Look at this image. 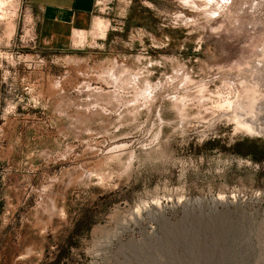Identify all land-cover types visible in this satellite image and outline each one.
Listing matches in <instances>:
<instances>
[{
	"label": "rangeland",
	"instance_id": "374dc122",
	"mask_svg": "<svg viewBox=\"0 0 264 264\" xmlns=\"http://www.w3.org/2000/svg\"><path fill=\"white\" fill-rule=\"evenodd\" d=\"M31 15L0 0V264H264V0H97L68 51Z\"/></svg>",
	"mask_w": 264,
	"mask_h": 264
},
{
	"label": "crops",
	"instance_id": "0c3cea01",
	"mask_svg": "<svg viewBox=\"0 0 264 264\" xmlns=\"http://www.w3.org/2000/svg\"><path fill=\"white\" fill-rule=\"evenodd\" d=\"M31 11V36L41 51H68L75 48L80 33L93 28L97 0H24ZM100 21H98L99 23ZM5 98L0 69V222L9 205L10 186L7 164L14 160L15 147L2 119Z\"/></svg>",
	"mask_w": 264,
	"mask_h": 264
},
{
	"label": "bare ground",
	"instance_id": "6f19581e",
	"mask_svg": "<svg viewBox=\"0 0 264 264\" xmlns=\"http://www.w3.org/2000/svg\"><path fill=\"white\" fill-rule=\"evenodd\" d=\"M13 31V30H12ZM258 62V61H257ZM255 64V62H252V64ZM259 63H260V61H259ZM261 63H264L263 61L261 62ZM253 64V65H254ZM256 64H258V63H256ZM260 65V64H259ZM258 65V66H259ZM250 67H251V65H249ZM256 66V65H255ZM261 66V65H260ZM259 66V67H260ZM264 66V65H263ZM248 67V66H247ZM253 67V66H252ZM251 67V68H252ZM256 68H257V66H256ZM256 68L254 67V69L253 70H255L256 71ZM260 69V68H259ZM261 71H262V69H260ZM252 70H250V72H251ZM257 71H259V70H257ZM263 72V71H262ZM251 73H253V72H251ZM257 74H258V72H257ZM252 75V74H251ZM262 75V74H261ZM260 75V76H261ZM264 75V74H263ZM252 76H254V74L252 75ZM259 76V77H260ZM255 77H257V76H255ZM251 79V78H250ZM255 79V78H254ZM259 79V78H258ZM240 80V79H239ZM245 80H247V79H245ZM248 80H249V78H248ZM251 80H253V79H251ZM251 80H249V82L251 81ZM259 80H261V79H259ZM264 80V79H263ZM262 80V81H263ZM241 81V80H240ZM239 81V82H240ZM255 81H256V79H255ZM258 81V80H257ZM236 82L237 81H235L233 84H236ZM238 82V83H239ZM242 82H244V83H247L248 81H242ZM264 82V81H263ZM243 83V84H244ZM262 83V82H261ZM255 84H256V82H255ZM246 85V84H245ZM252 85V84H251ZM254 85V84H253ZM261 85V84H260ZM233 86V85H232ZM239 86H241V84L239 85ZM244 86V85H243ZM257 86V85H256ZM237 87V86H236ZM242 87V86H241ZM240 87V88H241ZM258 87V86H257ZM263 87V86H262ZM240 88H239V90H240ZM246 88V87H245ZM233 89H235V87L233 88ZM237 89V88H236ZM259 89V88H258ZM262 89V88H261ZM243 90H244V88H243ZM242 90V91H243ZM233 91H235V90H233ZM241 91V92H242ZM247 91V92H246ZM246 91L244 92V94H245V96H246V98L248 99V101H246V102H243V103H240L239 105H240V107H243V108H245L246 109V107H249V111L251 112L254 108H255V106H257V105H259V104H257V105H254L253 106V104H254V102L253 101H255L256 99H255V93H257L256 92V88L255 87H250V88H246ZM258 91H260V90H258ZM239 92V91H238ZM240 92V94H242V96H243V93H241ZM261 93V91L259 92V94ZM238 94V93H237ZM261 94H264V93H261ZM242 96H237V97H239L238 99L240 100V98L242 97ZM260 96V95H259ZM261 97L263 98V95H261ZM229 98H231L230 100H232L233 98L232 97H229ZM243 98V97H242ZM235 99H237V98H235ZM237 99V100H238ZM255 99V100H254ZM260 99V98H259ZM258 99V97H257V100H259ZM238 100V101H239ZM256 100V101H257ZM262 100H264V99H261V101ZM236 101V100H235ZM224 102H225V100H224ZM227 102V101H226ZM230 103H232L231 101H228L227 102V104L228 105H230ZM234 104V103H233ZM264 104V103H263ZM236 105V103L234 104V106ZM238 105V104H237ZM233 106V107H234ZM264 106V105H263ZM230 107H231V105H230ZM229 106L227 107V108H230ZM239 107V106H238ZM226 108V107H225ZM253 108V109H252ZM230 109H232V108H230ZM233 109H235V108H233ZM236 110V109H235ZM235 110H232V112L233 111H235ZM239 110H240V108H239ZM239 110H237V111H239ZM242 110H244V109H242ZM242 110H240V111H242ZM239 111V112H240ZM247 113H249V112H247ZM257 113V112H256ZM244 114V113H243ZM233 115V114H232ZM236 116H234V118H231L232 120L233 119H235L236 121H237V123H238V126L240 127V128H244V129H246L247 130V132L248 131H251V132H253V131H257V132H259V133H264V125H263V123L262 124H260V123H258V124H254V122L255 121H252V120H250V118L249 119H242L243 118V116H242V118H240L239 117V115L237 114V112H236V114H235ZM240 115H241V113H240ZM249 114H247V116H248ZM258 115V114H257ZM231 116V115H230ZM247 116H245V117H247ZM250 116H251V113H250ZM252 118V117H251ZM261 118V117H260ZM253 119V118H252ZM259 120V119H258ZM260 120H262V119H260ZM257 121V120H256ZM260 122V121H259ZM237 127V126H236ZM238 128V127H237ZM254 134V133H253ZM258 134V133H257Z\"/></svg>",
	"mask_w": 264,
	"mask_h": 264
},
{
	"label": "built area",
	"instance_id": "2783aa9c",
	"mask_svg": "<svg viewBox=\"0 0 264 264\" xmlns=\"http://www.w3.org/2000/svg\"><path fill=\"white\" fill-rule=\"evenodd\" d=\"M28 29H29V28H28ZM29 30H30V29H29ZM31 41H33V43H34V46H33V47H36V37H35L34 34L31 36ZM3 82L5 83V81H4V77H3Z\"/></svg>",
	"mask_w": 264,
	"mask_h": 264
},
{
	"label": "trees",
	"instance_id": "16d2710c",
	"mask_svg": "<svg viewBox=\"0 0 264 264\" xmlns=\"http://www.w3.org/2000/svg\"><path fill=\"white\" fill-rule=\"evenodd\" d=\"M81 219L78 221V223L76 224L75 228H74V231L76 232L80 227H81Z\"/></svg>",
	"mask_w": 264,
	"mask_h": 264
}]
</instances>
